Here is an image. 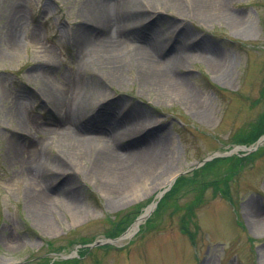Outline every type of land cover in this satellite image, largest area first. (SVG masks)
I'll return each mask as SVG.
<instances>
[{
    "label": "rangeland",
    "instance_id": "obj_1",
    "mask_svg": "<svg viewBox=\"0 0 264 264\" xmlns=\"http://www.w3.org/2000/svg\"><path fill=\"white\" fill-rule=\"evenodd\" d=\"M86 2L0 0V264H56L69 255H77L73 264H264V143L239 150L235 169L214 163L227 158L217 154L264 137V0L231 1L226 8L240 18L237 26L135 3V14L136 6L145 9L139 25L163 14L147 28L167 41L160 60L181 28L194 39L190 50L204 52L174 70L192 101L145 84L135 69L115 83L103 69L82 65L84 39L98 35L84 19ZM69 82L96 85L100 95L79 120L43 91ZM114 106L112 122L129 110L127 127L142 125L122 136L116 152H136L150 140L163 152L159 167L133 175L119 192L93 164L95 148L83 155L63 139L74 126L91 133L97 119L83 121L105 118ZM33 191L50 199L42 210L32 206ZM146 212L130 238L90 247L120 238Z\"/></svg>",
    "mask_w": 264,
    "mask_h": 264
},
{
    "label": "bare ground",
    "instance_id": "obj_2",
    "mask_svg": "<svg viewBox=\"0 0 264 264\" xmlns=\"http://www.w3.org/2000/svg\"><path fill=\"white\" fill-rule=\"evenodd\" d=\"M231 1L233 0H188L191 6L189 8L180 0H88L86 3L89 5L85 4L83 16L87 23L93 24L98 29V35L91 37L92 35L89 34L90 36L84 39L85 45L79 56L80 63L85 66H96L97 70L103 69L104 77L106 74L104 80L115 83L120 82L125 70L135 69L139 74H143L142 78L145 84H152L165 91H177L192 101L193 94L189 84L184 77L175 76L174 70L178 69L181 62L184 63L193 56H203L204 52L201 51V55L200 50H198L199 54H196L195 50H190L194 39L187 38L184 35L187 29L181 28L176 31V37L170 44L169 58L160 60V57L163 56L164 46L167 47V41L160 34L155 40L151 34L147 33V28L161 19L163 14L158 13L147 26H142L139 25L140 16L144 14L145 9L139 10L140 7L136 6L134 10L141 11V13L135 14L133 7L136 3V5L145 7L147 11L160 10L159 12L163 13V10L172 9L181 15L192 12L194 16L206 21L221 19L227 21L229 25L237 26L241 23L240 18L226 8ZM201 49L208 50L203 47ZM96 87V85H92V87L84 89L70 85L69 82L54 89L49 85H44L43 91L50 97L49 99L54 105L62 106L61 110H64L67 118L78 114L77 120H79L82 118L83 112L90 106V98L95 99L100 96ZM116 106L107 111L110 116L107 114L104 116L105 118H102L101 115L92 114L83 121L84 124L90 125L97 119L98 125L94 123V129H92V131H97L95 134H92V131L88 133L87 130L90 128L80 125L79 127L74 126V130L66 132L67 135H64L63 139L69 147L77 148L83 155L86 153V149L95 148L93 164L95 166L100 164L99 171L109 177V181H107L109 188L119 192L124 189V184L133 175H146L149 171L159 167L163 152L158 151L155 147L157 146L156 140H150L148 146L140 148L136 152H128L125 155L116 152L113 147L121 141L124 134L138 132L142 127V125L132 129L127 127L128 124L125 122L127 118H124L126 115L128 116V113H132L129 110L123 114L120 122H112V111ZM22 114V119L24 117L27 119L26 115ZM100 119L104 120L101 122ZM22 122L25 123V121ZM121 130L124 131L123 134ZM130 143L137 142L131 141ZM165 159H169L168 155ZM173 176V174L170 175L167 180L169 181ZM30 194L32 206L37 207V210H42L41 202L50 200L48 196H42L38 191H33Z\"/></svg>",
    "mask_w": 264,
    "mask_h": 264
},
{
    "label": "water",
    "instance_id": "obj_3",
    "mask_svg": "<svg viewBox=\"0 0 264 264\" xmlns=\"http://www.w3.org/2000/svg\"><path fill=\"white\" fill-rule=\"evenodd\" d=\"M263 143H264V137H263V138L257 143V146L255 147V149L259 148ZM241 148L244 149V150H246V151H249V152L252 151V149H249V148H247V147H245V146H243V147H241ZM237 149H239V148H237ZM231 153H233V152H231ZM231 153H228L227 155H229V154H231ZM212 158H213V157H212ZM212 158H209V159H212ZM205 161H207V159H206ZM153 207H155V206L153 205L152 208H153ZM146 216H147V214L141 216L139 219L136 220V222L134 223V225H135V224H140L141 221H143V220L146 218ZM132 228H133V226L130 227L129 230L126 231V232H125L120 238H117V239H114V240L98 241V242H96V243H94V244H92V245H90V246H100V245H103V244H109V243H110V244H115V243H118L119 241H121V240H123V239L129 237V235H131V234H130V231L132 230Z\"/></svg>",
    "mask_w": 264,
    "mask_h": 264
},
{
    "label": "trees",
    "instance_id": "obj_4",
    "mask_svg": "<svg viewBox=\"0 0 264 264\" xmlns=\"http://www.w3.org/2000/svg\"><path fill=\"white\" fill-rule=\"evenodd\" d=\"M234 161H236V162H234ZM228 162H230L229 164H231L230 167L232 169H235L236 166L241 165V162H243V159L240 158L237 155H233L231 157H227L225 159H221V161H215L214 163H220L221 165H225L226 166V163H228ZM119 226L121 227V224ZM56 264H73V261L67 260V261H64V262H61V263H56Z\"/></svg>",
    "mask_w": 264,
    "mask_h": 264
}]
</instances>
